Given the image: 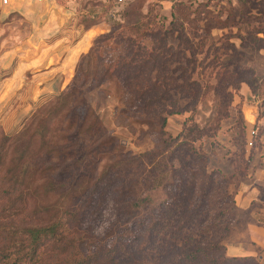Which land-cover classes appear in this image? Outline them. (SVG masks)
Returning a JSON list of instances; mask_svg holds the SVG:
<instances>
[{"label":"rangeland","instance_id":"1","mask_svg":"<svg viewBox=\"0 0 264 264\" xmlns=\"http://www.w3.org/2000/svg\"><path fill=\"white\" fill-rule=\"evenodd\" d=\"M75 1L87 11L96 6V19L81 15L77 23L88 29L99 22L90 27L99 25L93 43L121 26L135 30L137 49L153 46L150 33L162 37L171 48L166 71L161 61L153 69L168 88L149 94L152 104L144 106L138 93L96 82L64 106L57 98L73 89L67 88L72 74L59 94L40 97L28 111L27 95L0 102V141L18 135L36 117L45 120L41 129L50 132L44 151L28 158L43 179L45 207L59 200L61 213H83L79 228L102 233L103 242L153 217L150 262L217 264L227 256L231 237L254 221L238 208L236 195L240 179L248 176L253 132L255 149L264 129V0ZM97 46L101 52L119 47L122 55L132 49L104 38ZM99 58L94 63L101 66ZM5 89L0 86V94ZM36 141L40 146L41 137ZM55 212L47 209L46 219H55ZM215 219L220 221L209 224ZM201 229L209 230L207 236ZM211 243L225 252L192 257L193 249ZM135 251L125 250L127 257L137 256Z\"/></svg>","mask_w":264,"mask_h":264},{"label":"trees","instance_id":"2","mask_svg":"<svg viewBox=\"0 0 264 264\" xmlns=\"http://www.w3.org/2000/svg\"><path fill=\"white\" fill-rule=\"evenodd\" d=\"M94 7L96 6L93 5L89 11L83 9L82 16L96 19L97 11ZM85 22L87 21L82 20V23ZM96 23L99 22L93 21L86 28L89 29ZM119 28L122 30L119 31ZM119 28L117 32L110 31L101 36V41L104 38L107 41L130 44L132 45L131 52L126 53L128 56L122 55L121 48L113 49L110 46H105V50L107 49L108 52L103 49L101 52V48L97 46L100 38L95 40L91 49L81 56L73 73V78L67 85L69 88L72 84L73 89L60 96L66 91L63 90L57 98L58 101H64V106L78 92H87L96 82L100 84L114 82L119 84V87L133 93L136 92L140 95L144 106L152 104L153 100L147 97L149 94L155 91L162 93L168 88L165 83L159 80L158 72L154 74L153 69V64L161 61L163 64L161 71L162 73L164 70L166 71L164 68L168 56L165 53L171 48H167L161 42L163 38H156L150 33L149 38L152 40L153 46L147 48L142 45L137 49L135 30L123 26ZM159 42L161 46H159ZM113 55L116 56L112 58ZM98 58L103 62L100 64L101 66L94 63L97 62ZM85 61L86 66L83 64ZM142 78L145 80L142 81V84H138ZM60 110L56 109L54 114H61L62 111ZM88 110L86 108V111ZM37 119L39 118L32 119V123L25 126L18 135L0 141V264H154L150 262L149 258H146V251L150 249L151 235L155 228V224H152L153 217L151 221L143 218L137 223L136 229L126 227L127 231L122 232L120 237L103 242L102 233V235L99 233L100 235L93 236L79 228L80 221L84 217L83 213L70 210L61 213L58 209L59 200L51 206H44V202L40 198L42 196L40 193L41 180L43 179H37L38 169L36 167L38 165L31 166L28 159L31 155L40 157L39 155L42 154L44 146L47 144V134L50 132L49 129L42 131L40 124L46 121ZM87 119V115L80 117L79 127H84ZM76 131L78 134L81 133L80 129ZM257 135L255 130V140ZM37 136L41 137L40 146L37 145ZM254 139L251 148L254 147ZM29 168L33 169L31 173ZM221 177L226 180L225 176ZM138 204L133 202V207L136 209L139 207ZM47 209L56 211L55 219L50 218L49 221L46 219ZM216 221L220 220L215 219L209 224ZM208 231L201 229L198 233L207 236ZM226 231L229 232L228 229ZM222 238L219 240L221 241ZM133 239H135L134 243ZM212 245L213 243L206 244L204 248L193 249L192 257L198 253L204 257L213 250L225 252V248L220 243ZM135 247L137 250L135 253L139 254L131 257L129 254L127 257L128 252L125 250H133ZM215 262L217 264H224V262L229 264H262L254 258H230L226 254L224 257H219Z\"/></svg>","mask_w":264,"mask_h":264},{"label":"crops","instance_id":"3","mask_svg":"<svg viewBox=\"0 0 264 264\" xmlns=\"http://www.w3.org/2000/svg\"><path fill=\"white\" fill-rule=\"evenodd\" d=\"M83 13L75 0H0V86L6 88L0 102L27 95L28 111L40 97L60 93L90 50L99 26L78 25ZM260 122L264 125V116ZM261 141L251 148L248 176L240 179L236 195L238 208L254 221L226 247L230 258H254L264 264V129Z\"/></svg>","mask_w":264,"mask_h":264},{"label":"built area","instance_id":"4","mask_svg":"<svg viewBox=\"0 0 264 264\" xmlns=\"http://www.w3.org/2000/svg\"><path fill=\"white\" fill-rule=\"evenodd\" d=\"M40 2L42 1V0H39ZM118 2L120 3V2H123V0H118ZM3 3L4 4H6L7 3V0H3ZM253 134H254V132H253ZM252 145V144H251Z\"/></svg>","mask_w":264,"mask_h":264}]
</instances>
